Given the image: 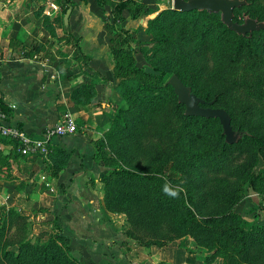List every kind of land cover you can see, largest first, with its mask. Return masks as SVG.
I'll list each match as a JSON object with an SVG mask.
<instances>
[{"label":"trees","instance_id":"1","mask_svg":"<svg viewBox=\"0 0 264 264\" xmlns=\"http://www.w3.org/2000/svg\"><path fill=\"white\" fill-rule=\"evenodd\" d=\"M59 1L63 12L66 7L71 6L68 1ZM99 1L102 4L103 0ZM132 2H114L111 18L107 17L103 23L108 36L112 71L118 79L115 87L123 100V104L108 118L101 135L93 139V158L97 160L99 157L108 168L98 176L103 190L104 207L124 215V233L135 244L162 246L177 237L189 235L196 244L209 251L202 256L203 264H208L215 257L220 258V264H264V223L250 228L240 225V215L232 210V205L237 200L233 191L222 189L206 192L200 188L194 194L191 188L182 186L175 177L164 171L165 163L171 161L173 169H202L211 172L213 176L228 178L233 173V167L229 164V159L222 155L224 150L237 143L239 134H252L247 127L234 128L231 111L216 103V91L201 92L196 89L198 73L202 69L198 68V64L204 63L200 60L201 56H207L206 51L209 49L215 52L213 45L216 44L211 25L205 22L201 14L216 16L218 36L222 41L231 37L238 52L246 48L257 53L264 48V39L259 40L257 36L264 33V27L251 30L250 33L237 34L220 21L218 12L196 9L179 11L170 7L161 9L147 19L145 31L150 34H154L155 29L160 34L165 29L181 26L177 41L180 48L189 53L191 65L196 71L188 69V72L186 68H174L170 65L165 67L167 76L175 73L184 84L189 85L195 95L205 102L212 99L211 106H220L227 111L230 126L238 136L235 141L226 142L217 117L184 114L183 104L176 100L170 84L166 82L171 92V96L167 98L165 93L153 89L151 83L132 75L141 70L133 55L131 41L135 35L119 23L121 11L125 8L130 17H135L136 12L129 8ZM258 2L259 0H246L245 4L234 7L232 19L240 21L241 12L256 19H264ZM60 20L62 23V16ZM42 25L50 35L55 36L53 24L47 15H43ZM18 43L22 47L29 46V42ZM94 93L91 83H81L70 90L69 96L74 103L81 104L89 102ZM205 102L201 105H205ZM171 104L178 107L176 115L181 122L169 138L166 125ZM0 109L8 115V108L1 100ZM205 120L215 121L221 144L211 155L202 156L196 149L199 146V134L193 128ZM181 133H185L184 148L174 142ZM165 139L167 143L164 142ZM0 141H9L15 147V142L8 137L0 135ZM48 145L46 156L50 159L52 168L57 170L65 162L68 151ZM103 149H107L108 158ZM185 152L189 159L186 164L171 157L175 153L181 159ZM255 152L264 160V141L255 147ZM233 175L239 176L240 173L234 172ZM166 181L178 192L176 197L162 191ZM24 219H27L26 214L12 205L0 209V264H80L71 253L68 235L56 228L53 232H47L49 235L45 240L39 241L38 235L33 237L30 233H25L26 224L29 223ZM157 264L162 263L159 261Z\"/></svg>","mask_w":264,"mask_h":264},{"label":"crops","instance_id":"2","mask_svg":"<svg viewBox=\"0 0 264 264\" xmlns=\"http://www.w3.org/2000/svg\"><path fill=\"white\" fill-rule=\"evenodd\" d=\"M65 1L71 6L62 24L75 45L60 56L53 49L49 55L44 45H53L63 32L55 18L59 0H0V100L8 108L6 122L31 135L64 114L76 123L74 131L50 139L51 147L68 151L57 170L46 152L22 155L9 141H0V209L12 205L30 216L35 232L59 228L70 237L80 264H203L204 251L192 237L162 246L135 244L125 235L120 215L104 207L98 176L107 167L93 158V139L121 101L103 27L107 15L100 14L99 0ZM43 15L55 36L42 25ZM126 18L133 19L121 13L119 23L129 29L122 24ZM19 41L29 42L28 48ZM133 55L140 66L134 48ZM81 83H91L95 93L89 102L76 104L69 93ZM208 264H220V258Z\"/></svg>","mask_w":264,"mask_h":264},{"label":"rangeland","instance_id":"3","mask_svg":"<svg viewBox=\"0 0 264 264\" xmlns=\"http://www.w3.org/2000/svg\"><path fill=\"white\" fill-rule=\"evenodd\" d=\"M116 1L103 0L100 14L103 16L107 15L108 19L111 18L114 8L113 3ZM132 1L129 4V8L136 12L135 17L130 21L126 18L129 22L124 21L122 23L125 27H131L129 28L130 32L136 36L132 37L131 43L141 70L133 72L132 75L135 78L151 83L155 86H152L153 89L165 93L168 98L171 96V92L168 85H166L168 71L165 67L171 65L174 68L180 67L196 71L191 65L192 60L188 56L189 53L181 49L177 41L181 26L177 25L170 29H165L164 32L159 30L160 34L156 32V29L154 34L146 32L147 19L156 15L161 9L170 7L171 0ZM258 7L261 8V14L264 15V0H259ZM91 8H94V4L93 6L91 5ZM56 13V20L61 22L60 18L63 11L60 10V14L59 11ZM121 13L129 16L126 8ZM201 16L205 22L211 25V32H214L216 44L213 45L215 52L209 49L206 51L207 56H201L200 60H203L204 63L198 64V68L202 69L198 73L199 81L196 89L201 92L205 90L216 91L218 94L216 103L225 106L231 111V121L234 128L247 127L252 134H239L236 140L237 143L226 147L222 154L229 159V164L233 167V173L238 172L240 173L239 176L233 175V173L228 178L213 176L211 172H205L202 169L189 170L187 168L177 170L172 168L173 164L171 161L165 163L164 171L167 175L175 177L182 186L191 188L194 194L200 188L206 192L221 191L222 189L233 191L237 196V200L233 203L232 210L240 215V225L245 228H250L254 225L261 226L260 224L264 223V209L262 208L264 206V160L258 152H255V147L261 141H264V48L257 53H253L246 48L238 52L231 37L222 41V38L218 36L219 24L216 16H208L206 14H201ZM58 25L63 24L58 23ZM61 27L63 32L55 37L57 42L53 45V42L47 44L45 41L44 43L49 55L52 53L50 49H53L56 54L63 56L75 45V38L67 34V31L64 30V25ZM257 36L259 40L264 39V33H259ZM122 104L123 100L121 98L118 105ZM177 112L178 107L171 104L167 114L166 125V133L169 138L174 134V130L177 129L178 124L181 122L176 115ZM193 129L195 133L199 134V146L196 149L201 152L202 156L211 155L212 151L219 149L221 137L215 121L205 120ZM164 142L167 143V139ZM174 142L184 148L185 133H181L178 138H175ZM103 153L108 158L107 149H103ZM171 157L176 161H182L184 164L188 163L189 160L187 152L184 153L181 159L177 158L175 153H172ZM97 161L102 163L99 157H97ZM107 169L104 171H107ZM199 184H202V186L199 187ZM118 214L122 218L124 229L126 225L125 217L122 213ZM24 220L29 223L26 224L25 233H30L32 236L38 235L39 241L45 240L49 235L45 231H33L30 216L29 218L27 216V219ZM198 246L202 249L201 251H204L203 255L209 253L202 246Z\"/></svg>","mask_w":264,"mask_h":264},{"label":"water","instance_id":"4","mask_svg":"<svg viewBox=\"0 0 264 264\" xmlns=\"http://www.w3.org/2000/svg\"><path fill=\"white\" fill-rule=\"evenodd\" d=\"M246 0H171L170 7L179 11L191 9L206 10L208 12H218L220 21L237 34L250 33L251 30L264 27V19L250 17L247 13L241 12V20L232 19L233 8L245 4ZM70 7H66L62 14V22L67 23V17ZM176 95V100L183 104L184 114L201 115L205 117H217L221 126L224 140L233 142L238 134L230 126V117L227 111L220 106H211L212 99L204 101L201 97L195 95L189 85L184 84L180 78L171 73L167 79ZM206 103L201 105V103Z\"/></svg>","mask_w":264,"mask_h":264},{"label":"built area","instance_id":"5","mask_svg":"<svg viewBox=\"0 0 264 264\" xmlns=\"http://www.w3.org/2000/svg\"><path fill=\"white\" fill-rule=\"evenodd\" d=\"M6 113L0 109V135L15 142L16 151L22 155L44 154L47 144L54 135H65L76 129V123L69 114H64L56 122L46 125L37 135L25 132L17 124L6 122Z\"/></svg>","mask_w":264,"mask_h":264},{"label":"clouds","instance_id":"6","mask_svg":"<svg viewBox=\"0 0 264 264\" xmlns=\"http://www.w3.org/2000/svg\"><path fill=\"white\" fill-rule=\"evenodd\" d=\"M162 191L169 196L176 197L178 195V192L170 186L169 182H165L163 185Z\"/></svg>","mask_w":264,"mask_h":264}]
</instances>
